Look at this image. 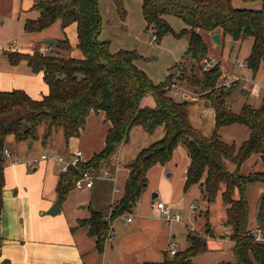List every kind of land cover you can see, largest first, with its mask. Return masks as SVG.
Returning a JSON list of instances; mask_svg holds the SVG:
<instances>
[{
	"label": "trees",
	"instance_id": "1",
	"mask_svg": "<svg viewBox=\"0 0 264 264\" xmlns=\"http://www.w3.org/2000/svg\"><path fill=\"white\" fill-rule=\"evenodd\" d=\"M118 13L125 19L127 11L123 0H113ZM259 8L235 6L234 0H142V13L148 28L156 34V41L168 33L176 37L189 36L186 54L199 64L208 57V46L199 30L221 31L236 41L253 39V47L246 58L248 67L257 73L264 64V0ZM35 17H27L24 30L27 33L42 32L56 23L64 30L76 23L78 48L83 57H64L57 49L70 50L67 38L57 40L54 50L42 55L37 47L33 52L8 51L13 63L26 60L34 72L44 71L49 85V93L35 100L23 90H0V194L4 187V150L7 136L13 134L18 141H35L39 138L38 127L45 125L43 142L55 128H62L67 139L78 136L85 127L92 111L106 112L111 127L106 136L103 150L81 165V170L71 168L61 173L57 184L58 203L62 204L83 171L94 170L100 174L105 168L112 171V161L119 147L128 140L129 132L135 125H142L152 133L163 125L165 136L143 149L136 159L127 166L129 175L124 193L111 205L107 213L90 208V217L78 221V225L89 227V234L97 238V248L102 251L110 235L113 222L131 212L143 190L147 186V172L156 164H166L171 160L175 148L186 146L191 162L186 174L185 190L204 182L206 198L213 202L225 184L222 193L227 205L226 225L231 226L230 239L234 241V262L222 264H264V243L255 240L248 228L249 202L247 185L252 182L264 183V97L259 107L244 103L236 113L227 106L234 85L217 86L221 76L220 63L209 71H204L205 86L216 90L209 99L216 109L217 130L206 137L195 129L189 120L188 100H176L169 94L173 83V73L158 84L136 65L141 55L136 50H110L108 40H100L103 17L99 0H36L31 8ZM181 19L185 27L176 32L168 18ZM178 66V63L175 67ZM152 94L155 107H143V98ZM26 107L28 112L16 118L7 119L4 115L17 108ZM239 123L250 130L249 137L237 146L228 143L218 133L224 125ZM253 153H261L263 170L246 176L240 173V166ZM229 162L236 168L230 170ZM236 190L239 198H235ZM257 226L264 230V193L259 200ZM190 246L177 251L173 257L168 255L163 262L145 264H194L191 258L208 251L206 241L190 232ZM0 264H10L8 259Z\"/></svg>",
	"mask_w": 264,
	"mask_h": 264
},
{
	"label": "crops",
	"instance_id": "2",
	"mask_svg": "<svg viewBox=\"0 0 264 264\" xmlns=\"http://www.w3.org/2000/svg\"><path fill=\"white\" fill-rule=\"evenodd\" d=\"M35 2L36 0H0L2 7L4 3L12 5L17 3L19 5L18 11H22V14L20 12L18 16L24 15L23 29L25 19L36 16L35 11L31 10ZM234 4L239 7L259 8L261 6L260 1L250 0H241L238 3L234 0ZM0 16L3 17L2 14ZM168 20L172 23L170 18ZM145 24L147 30L152 29L148 28L146 21ZM55 25H59L60 30H56L55 33L50 32V35L42 34L44 36L43 40L47 38L55 39L56 44L57 40L67 38L70 43L68 33L69 36L71 35V48L70 50L57 49L59 55L82 58L83 54L78 48L79 40L76 23L69 25L64 30L59 23L53 26ZM53 26L44 31H49ZM184 27V24H182L179 28L183 29ZM42 32L34 33L41 34ZM199 32L205 42V34L213 39V34L215 33L204 30H199ZM217 32L220 33L221 44L228 35L224 36L221 31ZM34 33H27V35ZM187 41L189 42V36ZM244 41L233 42L232 48L235 49L238 44H242ZM15 43L12 46L10 45L13 43H10L8 45L10 47L4 51L3 44H0V90H23L31 98L40 100L50 90L44 78V71L34 72L25 59L17 63L11 62L7 54L8 51L33 52V48L20 46L17 40ZM72 44H76L78 52L73 51ZM184 54L185 52H171L172 59L169 60L170 63L168 65L170 70L168 69L162 77L156 80L152 79L153 75H149L147 70L137 63L138 59L135 63L140 69L146 70L145 72H147L153 82L158 84L174 71L171 69L174 64L183 62L179 58H182ZM140 55L139 60H142L144 55L143 53ZM218 63L222 67V61L218 60ZM263 65L261 64L257 73H253L248 67L251 71L247 73L246 77L236 74L237 68H243L237 64L221 73L217 86H221L219 83L222 84L225 80H232L233 84L239 85L238 88L241 94L235 99L230 96L227 100V106L234 112H240L244 103L251 104L253 107L261 105L264 97V80H262L264 70L261 71L260 69ZM250 75H253L252 82H245V78L251 79ZM180 88L182 90V87ZM181 90V99L174 97L173 94L171 95V92L174 91L171 88L169 94L176 100H188L191 102L189 107L191 125L204 136L210 137L217 130L215 106L203 95L198 96L189 89L186 92ZM252 93L259 96L262 94L261 99L254 103L250 99L251 95H253ZM141 105L143 107H155L156 100L154 95H146ZM17 109L21 110L16 116H22L28 112L26 107ZM110 127L111 122L108 120L106 112L99 110L92 111L80 134L69 139L66 138L62 128H55L51 138L46 143H43L44 124L38 127L39 138L35 141H18L13 134L7 136L6 148L9 149L10 155L4 156V187L0 194V261L8 259L10 264H145L163 262L167 254H170L167 250L168 246L177 237V234L169 229L172 227V223H168L158 216L157 201L166 202L173 206L174 210L181 211L184 214L183 225L188 228V233L185 234L188 244L183 250L190 246L188 241L190 230L194 231L205 241L207 239L228 241L234 246V241L230 239L231 226H228L230 230L224 234L225 236L219 238L209 226V223H207V220L211 219L212 216V220L216 218L218 209L222 210L220 215L225 210L227 213V205L222 198V193L226 187L225 184L220 186V190L213 202H209L206 198L205 188L202 184L206 174L200 183L194 184L188 190H185L186 174L191 158L186 146L180 144L175 148L170 161L164 165L156 164L148 170L147 187L143 190L131 212L122 216L121 220L116 219L113 222L111 237L107 238L103 250L100 251L97 248V238L89 234V227L78 225V221L90 217V208L104 211L99 207H101L102 201L107 198L106 195H109V197L112 195V191L108 190V184L106 185L107 181H97L95 186L89 189L90 191H87L85 197L79 200H72L76 194L74 193L76 189H74L69 193L67 199L62 204H59L57 193V184L61 175L59 166L54 160H43L41 156L48 153L53 154L54 152L71 160L73 152L80 150L84 154V158L89 160L105 147L106 136ZM165 133L163 125L158 126L152 133L146 131L142 125H135L131 128L128 140L119 147L113 158V162H117L119 166L118 177L122 187L125 186L129 175L127 166L136 159L143 149L162 139ZM218 133L226 142H235L239 146L249 137L250 130L243 124L234 123L221 126L218 128ZM229 168L234 170L236 166L229 162ZM262 170L261 153L251 154L240 166V173L244 176ZM251 189L253 190L251 191ZM254 193L256 196H254ZM263 193V182L257 181L247 185L249 204L251 203V198L255 199L256 197L258 198L256 202L259 203ZM122 195L120 194L117 200ZM239 195V191L236 190L235 198H239ZM197 201H201L205 209V219L207 220L203 223L204 227L201 223L198 224V218L201 217L200 213L203 211L196 204ZM82 203H84L85 207H81L80 204ZM112 203L113 200L111 201L110 198V207L107 213L111 211ZM54 204H58L61 207V211L58 214L51 215L49 210ZM96 204L99 207L95 206ZM192 204H196L198 206L197 209H192ZM128 214L132 215L131 221L126 219ZM248 228L251 229L249 222Z\"/></svg>",
	"mask_w": 264,
	"mask_h": 264
},
{
	"label": "rangeland",
	"instance_id": "3",
	"mask_svg": "<svg viewBox=\"0 0 264 264\" xmlns=\"http://www.w3.org/2000/svg\"><path fill=\"white\" fill-rule=\"evenodd\" d=\"M239 1L241 0H236L237 3ZM4 4H3V7L0 4V14L3 15V17L0 16V44H3V51L5 49H8L9 47L8 45H10V43H13L15 40L18 41L20 46L31 47L33 49L40 47V46H44L45 44L42 43L44 36H42V34L50 35L51 34L50 32L55 33L56 30H60L59 25H55L49 31H43L41 34L34 33V34L27 35V32H25L23 29L24 15L18 16V13L21 12L22 14V11H18L19 5L17 3H15V5L14 4L12 5L9 3H4ZM123 4L127 11V15L125 19H122V17L118 13L117 7L113 0H99L100 12H101L102 17L104 18L103 30L101 31L99 39L108 40L110 42V50L112 52L125 49V50H136L139 54L143 53L144 56L142 57V60L138 59L137 63L143 66L144 69L147 70L149 75H153L152 79H155V80L162 77V75H164L168 69L170 70V67L168 65L170 63L169 60L172 59L171 52H176V53L185 52L184 56L182 58H179V60H182L183 62L178 64L177 67H175L176 64H174L171 67V69L174 70L172 72L173 73V83L172 84H176L177 86L182 87V90H181L182 92H186L187 89H189L193 93H196L198 96L203 95V97L209 99V97H211L210 95L215 93L217 89L214 90V88L205 86L204 82H205L206 75L203 70L204 60L201 61V63L199 64L196 60L192 59L191 56L186 54V50H187L188 43H189L187 41L188 35H185L182 37H176L173 33H168L161 39V41H154L153 35L156 36L155 31L153 29L147 30L145 28L146 24L142 16L141 0H123ZM169 18L170 20H172V23L170 22V24L172 25L173 29L176 32H179V30L181 29L179 27L182 24H184V22L181 19L174 17V16H169ZM67 35L70 38V43H72L71 35L69 36L68 33ZM205 39L208 44V52L210 55L209 58L216 60L217 63H218V60L222 61V64H221L222 72H225V70H227L228 68L235 66L238 62H243L245 66L242 69L237 68L236 74L246 77L247 73L251 71L248 68V65L246 63V58L253 47L252 38L245 40L242 44L241 43L238 44L235 49L232 48L234 41L229 35L223 39L220 45H215L212 37L208 35L206 36V34H205ZM75 40H76V37H75ZM72 45H73V51L78 52L76 44H72ZM55 50L56 52H58L57 48ZM27 53H30V52H27ZM263 66L260 69L261 71L264 70ZM250 76H251V79L245 78L244 79L245 82H249V83L252 82L251 80L253 79V75H250ZM262 80H264V74L262 75ZM238 86H239L238 84L234 85V89L231 94V96L234 99L241 94V91L239 90ZM172 94L174 95V97L178 99H181L182 97L181 93L176 95V93L173 91L171 92V95ZM261 97H262V94L260 96L253 94L251 95L250 99L254 103H256L261 99ZM20 110L21 109H15L14 112L4 115V118H7V119L16 118L19 116V115L18 116L16 115ZM42 142H43V138H42ZM53 154H56V153L53 152ZM119 183L121 185V181H119ZM107 184L109 188L108 190L112 191L113 183L107 181L106 185ZM252 190L253 189H251V191ZM87 191H90V190L89 189H81V190L76 189L74 192L76 193L75 198H73L72 200L83 199ZM255 193H254V196H256ZM119 195L117 196L115 195L114 197L112 195L111 197H109V195H106L107 198L105 199V201H102L101 207H99L98 204H96L95 206L102 208L105 212H107L110 207L109 206L110 198H111V201L113 200L112 204L114 205L116 204V201ZM257 199H258L257 197L255 199L251 198V203L249 204V207H250L249 227L250 228L257 227V213H258V207H259L258 205L259 203L256 202ZM249 201L250 200L248 199V202ZM196 204L203 211L200 213L201 217L198 218V224L201 223V225L204 227L203 223L207 219H205L206 216H205L204 206H202L203 203L201 201H197ZM80 205L82 207L84 203ZM214 206H215V203H214ZM85 210L88 211L87 209ZM221 212L222 210L218 209L216 211V218L212 220L213 218L212 216L211 219L207 220V223H209V226H211V228L218 235L217 237L219 238H221L222 236H225L224 234L230 230L228 225H226V220H227L226 210L224 211V213H222V215H220ZM117 220H121V217L118 218ZM182 221L183 222L177 223V224L172 223L171 225L172 227L169 228L171 232H175L177 234V237L175 239L171 237V239H173V242L177 244L176 246L177 251L183 250L188 244L187 239L185 237V234L188 233V228L187 226L183 225L184 219ZM190 232H194V231L190 230ZM194 234L196 233L194 232ZM206 243H207L208 251L194 255L191 258L192 263L194 264H222L224 262H234L235 261V255H234L233 248H232L233 244H230L228 241H225V242L221 240L212 241L210 239H207ZM169 246L167 249L168 251H169ZM167 255L169 257H173V255H170V254H167Z\"/></svg>",
	"mask_w": 264,
	"mask_h": 264
},
{
	"label": "built area",
	"instance_id": "4",
	"mask_svg": "<svg viewBox=\"0 0 264 264\" xmlns=\"http://www.w3.org/2000/svg\"><path fill=\"white\" fill-rule=\"evenodd\" d=\"M153 39H156V36H153ZM16 42V40H15ZM10 46L14 45V43ZM9 46V47H10ZM54 50V46L50 45H44L39 49V52L42 55H46ZM217 64V61L214 59L206 58L203 61V70L209 71L211 68H213ZM237 65L239 67H244L245 64L243 62H238ZM233 84L232 80H225L224 83H220L221 86L231 87ZM171 89L175 91V93L179 94L181 88L177 86L176 84L171 85ZM10 151L8 148H5L4 150V156H9ZM41 159L43 160H54L60 169V173H66L71 168H74L76 170H81V165L85 163L87 160L84 158V154L80 150H76L73 152L71 160L66 159L65 157L58 155V154H43L41 156ZM112 167L115 168L114 171L112 169L105 168L100 174H97L94 172V170H88L83 171L80 173V177L77 179L75 183V189L81 190V189H92L97 181H109L113 183V189H112V196L123 194L124 193V187H122L119 183V177H118V164L117 162L112 161ZM196 204H192V209H197ZM156 209L158 211V216L163 219L164 221L168 223L173 222H181L183 220L184 214L181 211L174 210L173 206L170 204H167L163 201H157L156 203ZM127 221L132 220V215L128 214L126 217ZM112 229V228H111ZM112 231V230H111ZM250 233L253 235L256 241L264 243V230L259 228L258 226L255 228L250 229ZM111 237V232L110 235ZM177 244L175 242H171L169 246V253L170 255H174L177 252Z\"/></svg>",
	"mask_w": 264,
	"mask_h": 264
},
{
	"label": "water",
	"instance_id": "5",
	"mask_svg": "<svg viewBox=\"0 0 264 264\" xmlns=\"http://www.w3.org/2000/svg\"><path fill=\"white\" fill-rule=\"evenodd\" d=\"M220 33L219 32H215L213 34V41L216 45H219L220 44ZM43 44L45 45H50V46H54L55 45V39H51V38H47V39H44L43 40ZM82 207H85V205H83ZM61 211V207L58 205V204H54L50 210H49V213L51 215H55V214H58L60 213ZM0 246H1V241H0Z\"/></svg>",
	"mask_w": 264,
	"mask_h": 264
}]
</instances>
